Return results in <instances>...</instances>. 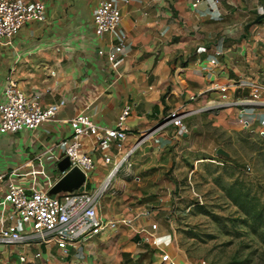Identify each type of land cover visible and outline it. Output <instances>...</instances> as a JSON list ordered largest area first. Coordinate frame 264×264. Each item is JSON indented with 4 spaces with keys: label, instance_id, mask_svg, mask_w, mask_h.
Wrapping results in <instances>:
<instances>
[{
    "label": "crops",
    "instance_id": "obj_1",
    "mask_svg": "<svg viewBox=\"0 0 264 264\" xmlns=\"http://www.w3.org/2000/svg\"><path fill=\"white\" fill-rule=\"evenodd\" d=\"M40 1L43 18L20 25L11 43L0 41V100L2 87L12 79L26 94H38L41 104L58 100L62 104L33 129L0 132V229L16 218L5 196L7 181L25 191H49L66 171L58 163L73 115L82 112L98 124L112 125L122 106L129 104L122 140L100 148L93 136L80 137L81 150L94 162L82 189L102 183L132 146L129 174L114 170L98 203L103 219L127 216L140 207L127 194L131 179L140 182L156 177L150 168L162 166L167 159H159L158 154L180 138L174 126H159L168 109L191 110L184 118L192 119L186 120L180 135H190L193 145L198 136H206L193 116L206 99L218 97L216 86L227 85L224 93L231 100L246 96L251 83H264V0H217L212 8L203 0L195 6L189 0H116L118 28L125 32L128 47L113 62L96 53L97 48L116 42L113 35L97 37L93 32L92 12L98 0ZM190 94L195 97L189 99ZM254 112L264 113V107ZM104 153L110 156L106 163ZM154 220L149 213L130 224L106 227L81 245L78 257L76 248L63 251L52 243H0V264H98L109 254L104 250L109 244L104 247V243L116 242L114 233L131 229L139 243L151 222L156 223L157 246L150 247L166 252L170 246L171 253H167L175 264H192L165 232L170 219L158 216ZM36 251L39 255L33 257ZM21 253L24 261L18 259Z\"/></svg>",
    "mask_w": 264,
    "mask_h": 264
},
{
    "label": "rangeland",
    "instance_id": "obj_2",
    "mask_svg": "<svg viewBox=\"0 0 264 264\" xmlns=\"http://www.w3.org/2000/svg\"><path fill=\"white\" fill-rule=\"evenodd\" d=\"M216 100L217 94L206 99L193 116L206 136L191 145L190 135L178 134L176 143L158 154L159 159L167 157L165 164L150 168L156 177L131 179L127 194L140 206L134 211L170 219L165 232L192 264H264V129L240 126L233 108L216 105ZM187 119L192 117L183 118L184 125ZM217 147L228 154L216 153ZM250 205L257 215L244 213ZM133 232L114 233L116 242L104 243L109 254L98 264H165L160 251L148 240L137 243Z\"/></svg>",
    "mask_w": 264,
    "mask_h": 264
},
{
    "label": "built area",
    "instance_id": "obj_3",
    "mask_svg": "<svg viewBox=\"0 0 264 264\" xmlns=\"http://www.w3.org/2000/svg\"><path fill=\"white\" fill-rule=\"evenodd\" d=\"M199 1L201 0H189V4L195 6ZM203 1L210 8L217 3V0ZM43 15L44 5L40 0H0V41L11 43L20 25L29 20H40ZM119 22L120 11L116 0H98L92 12L93 32L97 37L104 34L113 35L116 42L107 44L105 48H97L96 53L104 56L109 62H113L116 54L128 47L125 32L118 28ZM210 62H213V59H210ZM250 87L246 96L229 100L224 93L227 85H218L216 88L219 94L215 104L235 107V121L240 126L264 129V113L254 112L257 108L264 107V83H251ZM194 97L195 94L189 95V99ZM61 104V100L41 104L38 94L28 95L14 80L8 79L2 87L0 100V132L33 129L41 122L50 119ZM129 107V104L122 106L112 125L98 124L82 112L70 117L68 121L71 132L62 152L68 160L67 168L75 166L83 173L85 180L94 162L87 152L81 150L80 137L93 136L96 146L100 148L107 147L112 140H122L125 135L124 120ZM189 111L191 110L168 109L159 126L170 124L180 134L185 131L182 119ZM132 150V146L126 149L112 166L109 175L116 169L126 170L129 174V155ZM109 157L104 153L103 162H108ZM109 175L92 189H72L58 195L46 190L25 191L14 182L7 181L5 196L16 218L0 229V243L25 244L31 241L52 243L66 251L67 247L76 248L78 245H83L106 227H114L119 223L130 224L140 215L148 214L147 210H140L127 216L103 219L98 214V203L107 188ZM148 227L149 230H143V240H148L151 245L157 246V238L153 233L156 223L151 222ZM159 251L158 256L161 261L165 264H175L167 252L160 248ZM38 255V251L33 253V257ZM18 259L24 261V254H19Z\"/></svg>",
    "mask_w": 264,
    "mask_h": 264
},
{
    "label": "water",
    "instance_id": "obj_4",
    "mask_svg": "<svg viewBox=\"0 0 264 264\" xmlns=\"http://www.w3.org/2000/svg\"><path fill=\"white\" fill-rule=\"evenodd\" d=\"M216 153L227 155L228 153L222 149L221 147H217L215 149ZM68 167V160L66 156H63L59 163H58V168L60 170H66L64 174L56 181V183L53 185V187L48 191L49 193H54L58 190H63V191H70L72 189H77L81 190L83 185V180H84V175L83 173L76 168L75 166H72L70 168Z\"/></svg>",
    "mask_w": 264,
    "mask_h": 264
},
{
    "label": "trees",
    "instance_id": "obj_5",
    "mask_svg": "<svg viewBox=\"0 0 264 264\" xmlns=\"http://www.w3.org/2000/svg\"><path fill=\"white\" fill-rule=\"evenodd\" d=\"M231 197L232 198H236L237 197V194L236 195H231ZM241 204V203H240ZM241 206V205H240ZM244 213H249V214H256V213H258V211H255L254 209H253V205H250V206H248V207H244ZM257 215V214H256Z\"/></svg>",
    "mask_w": 264,
    "mask_h": 264
},
{
    "label": "bare ground",
    "instance_id": "obj_6",
    "mask_svg": "<svg viewBox=\"0 0 264 264\" xmlns=\"http://www.w3.org/2000/svg\"><path fill=\"white\" fill-rule=\"evenodd\" d=\"M104 183H106V181Z\"/></svg>",
    "mask_w": 264,
    "mask_h": 264
}]
</instances>
